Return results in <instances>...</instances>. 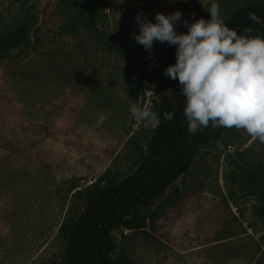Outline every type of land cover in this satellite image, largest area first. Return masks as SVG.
I'll return each instance as SVG.
<instances>
[{
  "label": "rangeland",
  "instance_id": "rangeland-1",
  "mask_svg": "<svg viewBox=\"0 0 264 264\" xmlns=\"http://www.w3.org/2000/svg\"><path fill=\"white\" fill-rule=\"evenodd\" d=\"M58 1L31 0L27 9L38 11L41 20L40 12ZM252 1L217 0L224 20ZM110 2L109 40L141 63L154 81L151 91L109 52L107 60L99 52L102 66L99 58L79 61L86 69L76 71L75 82L68 76V54L57 82L45 60L26 49L0 62V264H57L65 250L59 227L71 208V216L82 211L71 188L86 189L106 171L124 178L141 162L158 120L133 118L130 104L150 106L181 86L164 75L167 52L149 53L135 42L137 14L153 22L156 13L177 10L182 21L210 17L211 0ZM23 15L13 0H0V26ZM182 21L178 33L187 32ZM128 82L134 89L125 87ZM227 152H244L248 162L264 164V143L243 129L235 138L208 140L187 168L174 172L163 198L141 207L149 218L145 231L122 227L113 233L116 264H264V220L255 213L260 199L243 195Z\"/></svg>",
  "mask_w": 264,
  "mask_h": 264
},
{
  "label": "trees",
  "instance_id": "trees-1",
  "mask_svg": "<svg viewBox=\"0 0 264 264\" xmlns=\"http://www.w3.org/2000/svg\"><path fill=\"white\" fill-rule=\"evenodd\" d=\"M13 2L19 5L24 15L0 26V62L11 58L16 49H26L45 60V66L57 82L61 77L62 59L68 54L73 58L67 66L68 76L75 82L76 71L86 69L79 61L94 63L99 58L100 62H97L102 66L105 61L101 60L99 52H107L103 53L106 60L109 52L121 64H126L140 75L137 79L139 86L147 81L150 84L147 89L151 91L154 81L141 63L109 40L111 26L107 11L113 9L110 0L49 3L40 12L43 15L41 20L36 15L38 11L35 13L27 9L31 0ZM196 4L200 2L196 1ZM250 12L264 17V0H255L236 9L225 19V23L229 28L236 29L238 34H245L247 27L253 29L254 35L264 34V25L254 24L249 19ZM153 48L156 52L169 54V66L175 63V46L154 44ZM95 83L102 87L101 80ZM106 86L108 88V83ZM125 87L134 89V82H128ZM180 90L173 97L162 96L159 101H152V110L159 114L158 125L153 129L142 152L141 162L132 174L118 178L106 171L95 177L86 189L77 190L79 186L71 188V192L75 191L74 195L82 202V211L78 216H71V208L69 216L59 227L65 250L57 264H116L112 256L118 244L113 233L122 227L145 231L149 218L141 207L150 208L163 198L174 172L187 168L208 140L223 139L225 134L235 138V127L213 129L209 126L195 135L189 134L182 113L184 97ZM165 112L175 113L172 121L163 119ZM225 146L227 151L229 145ZM225 158L243 195L260 199L255 213L264 220V164L248 162L244 152H227Z\"/></svg>",
  "mask_w": 264,
  "mask_h": 264
},
{
  "label": "clouds",
  "instance_id": "clouds-1",
  "mask_svg": "<svg viewBox=\"0 0 264 264\" xmlns=\"http://www.w3.org/2000/svg\"><path fill=\"white\" fill-rule=\"evenodd\" d=\"M208 19L182 21V13H156L154 21L137 14L136 43L151 53L155 42L175 46V63L164 75L178 80L184 97L182 113L189 134L211 126L243 129L253 140L264 143V34H245L229 28L217 0H211ZM249 19L264 25V17L254 12ZM183 22L187 32L175 26ZM129 111L141 121H157L159 114L151 106L132 103ZM174 112L163 119L172 121Z\"/></svg>",
  "mask_w": 264,
  "mask_h": 264
}]
</instances>
